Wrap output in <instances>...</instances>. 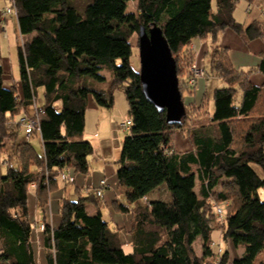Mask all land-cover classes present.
I'll return each instance as SVG.
<instances>
[{
  "label": "trees",
  "instance_id": "obj_1",
  "mask_svg": "<svg viewBox=\"0 0 264 264\" xmlns=\"http://www.w3.org/2000/svg\"><path fill=\"white\" fill-rule=\"evenodd\" d=\"M79 1L12 0L22 37L17 46L21 94L6 85L0 55V156L6 164L0 171V264H37L30 195L44 213L52 188L65 181L64 171L90 174L94 147L83 139L90 96L98 106L112 108L118 87H124L132 125L116 171L122 197L114 205L133 216L131 251L119 228L104 219L105 203L98 202L96 192L83 195L76 186V200H59L57 226L44 217L47 264H208L215 256L211 264H264L259 259L264 252L259 192L264 189V112H259L264 83L250 78L253 71L264 75V53L252 71H243L233 65L229 48L214 46L209 73L226 85L214 90L212 113L203 109L205 102L191 103L179 123H169L167 112L145 97L131 62L132 37L157 24L176 60L180 90L191 92L194 87L180 76L196 61L190 48L195 38L216 39L230 29L248 42L263 37V23L239 22L234 16L239 0ZM130 1H135L133 10H128ZM40 87L45 102L36 107L39 125L29 134L39 135V152L30 139L20 141V134L27 119L22 114L35 108ZM203 113L210 122L197 119L201 123L193 125ZM179 131L191 150L175 149ZM162 184L170 198L150 199ZM87 203L96 213L88 212ZM217 229L226 245L220 253L211 246ZM197 240L202 255L195 251Z\"/></svg>",
  "mask_w": 264,
  "mask_h": 264
},
{
  "label": "rangeland",
  "instance_id": "obj_2",
  "mask_svg": "<svg viewBox=\"0 0 264 264\" xmlns=\"http://www.w3.org/2000/svg\"><path fill=\"white\" fill-rule=\"evenodd\" d=\"M84 1H79L80 4H82ZM12 5V0H0V9H3L4 7H10ZM246 6L247 3L245 0H239L236 8H235V17L241 21H244V16L246 15ZM136 8L135 1H130L128 4V10H133ZM4 10V9H3ZM7 19L9 21L8 27L6 28V33L4 31H0V55L1 58L7 66V77L8 80L11 79L15 81H19L20 79V67H19V60H18V53H17V46L19 43H22V37L20 36V33L18 31L17 21L14 14L7 15ZM139 35L135 34L132 37V44H133V56L131 58L132 65L135 69L140 70V55H139ZM204 62L206 67V77L207 79V100L208 103H205V107L203 109L209 110L211 113L214 111L215 103L213 98V91L215 88H219L222 86H225V82L221 78L213 77L211 74H209V63H210V56L205 55L204 56ZM8 62V64H7ZM198 67H201V65L197 64ZM105 75L107 76V81L104 84V87H108L110 84L111 75L109 72H106ZM180 78L182 80L187 81L189 78L188 73H183ZM197 85V84H196ZM188 91L186 90L184 95L185 97L188 95ZM93 96H90V101L93 100ZM41 101V98L38 100L36 106L38 107L39 103ZM57 106H60V104H57ZM259 112H264V103H261L259 107ZM26 118H33L37 117V109L32 107L24 114ZM130 118L129 116V103L124 91V87H118L114 90V105L112 108H88L86 111V126H85V132L83 139L89 140L92 142V145L94 147V152L89 156V163H90V174L91 176L99 177L102 174H106L105 169L106 167H111L114 170L118 167V160L120 159L121 152H122V144L125 139V137L130 133V129H125L121 126V123L127 121ZM19 119V118H17ZM197 119H203V122L209 123L210 119L207 116V114L203 113L200 114L195 118V121L193 125L199 122ZM30 139L33 145L36 147V149L40 152L42 151V143L39 135H35L30 138L29 134H26L25 127L22 126L21 134H20V141H24ZM2 157L0 156V161H2ZM1 170L4 171L3 163L0 164ZM257 171L262 175V168L260 166H256ZM68 189L72 191V195H67L66 197H69L72 200H76V196L73 195L74 191V183L67 184ZM198 187V185H197ZM57 190V186L52 188L51 192ZM95 191V189L91 187V189ZM105 190V189H104ZM87 189L82 190V194L86 195L88 194ZM51 192L49 194V202L51 199ZM117 192H119V197L121 198V189L119 188V185L117 186ZM260 196L261 198H264V189H260ZM117 196V195H116ZM117 196V199H119ZM150 199H169L170 193L168 192L166 184H162L158 189H156L154 192L149 194ZM61 199V198H60ZM59 199V200H60ZM101 199V200H100ZM98 202H104V197H100ZM59 200L57 202L58 209H59ZM48 202V204H49ZM148 198L144 199V203L148 204ZM36 200L35 196L33 194L30 195V201H29V207H30V219L34 222L35 232L33 236V249L35 252L36 257V263L37 264H47L46 255L47 250L44 246V233L43 230H41V225L44 224V220L47 215H45V211L48 210V205L45 208L44 213L42 210L37 209L35 207ZM113 206L115 208L114 202ZM116 209V208H115ZM87 210L90 214L96 213V208L93 206V204L87 203ZM103 211V217L106 221H109V224L114 229L117 227L119 228L120 238L122 243H127V241L131 242L132 236H131V230H132V219L133 216L129 212H122L120 213L129 215L131 217L128 221L126 218L120 219L118 221V225L115 226L114 224H111V220L109 219L108 212L106 208L102 207ZM59 215V210H58ZM60 217V215H59ZM216 223H219L217 219L214 220V225H217ZM218 227L220 225H217ZM213 238L214 241H212L211 246L212 249L216 252H224L226 245L222 240L220 230L217 229L213 232ZM219 247V249H218ZM125 249L129 252L131 251L130 246H126ZM221 249V250H220ZM219 250V251H218ZM195 251L198 255H202V244L201 240H197L195 243ZM242 249L238 250V253H242ZM217 257H213L210 259L208 264H211L213 261H215ZM260 260H264V252L259 257Z\"/></svg>",
  "mask_w": 264,
  "mask_h": 264
},
{
  "label": "crops",
  "instance_id": "obj_3",
  "mask_svg": "<svg viewBox=\"0 0 264 264\" xmlns=\"http://www.w3.org/2000/svg\"><path fill=\"white\" fill-rule=\"evenodd\" d=\"M245 1L247 3L246 15L244 16V21H241V23H243L245 26H248L250 23L254 21H258V22L263 23V26H264V0H254L252 2H248L247 0ZM3 9H0V22L4 23L7 28L9 21L7 19V16L3 15ZM234 16H235V12H234ZM15 17H16L17 26H18V18L17 16ZM238 21L240 22V20ZM18 31H19V27H18ZM217 45L225 46L229 48V54H230L232 63L237 69L243 70V71H252L259 64L261 60V56L264 53V35L263 37L259 39L246 42L242 36L234 32L233 30L227 29V30H224L223 32H220L216 39L212 37H208L205 39L197 37L193 40V42L190 45V48L196 52L195 63L201 65V67H203L205 70L206 67H205V62L203 60L204 56L205 55L210 56L209 53L211 52L212 48ZM1 62L7 74L8 69H7L6 64H4L2 58H1ZM211 75L213 77L220 78L219 76L215 74H211ZM6 77L7 75L5 76L6 85L8 86L15 85L18 89L19 94H21L20 82L19 81L14 82L13 80L11 81V79L8 80V78L6 79ZM250 78H251V81L255 84L261 85L264 83V75L258 71L257 72L253 71L250 75ZM207 79L208 78L206 77V70H205L204 75L197 80V85L191 89V92L188 91L189 94L186 97L183 94V100L186 106L190 105L191 103H196L197 105L202 102L208 103ZM213 96H214V91H213ZM40 98H41V101L38 105L39 107L42 106L45 102L43 87H40L38 89V100ZM204 99H206V101H203ZM99 107L100 106L97 105L94 99L91 101L89 100L88 108H99ZM174 146L178 152H186L192 149V144L190 140L180 131L175 134ZM4 157L5 156H2V159H4ZM1 163H3L4 170H5L6 164L3 162V160L0 161V164ZM0 171L4 172L3 169L1 170V166H0ZM116 171L117 169L114 170L111 167H106L105 169L106 174H102L99 177H95V178L91 175H81V174L75 175L73 171H70V174H72L75 177V181L73 182L75 187L78 186L81 189V191L84 189L89 190L88 187H92V189L94 188L96 191V188L99 187L100 181L102 179L107 180L108 185L103 192V197L105 198L104 199L105 204L103 208H106L108 215H109V219L111 220V224H114L115 226L118 225V221H120V219L126 218V220L128 221L131 218L129 217L130 214L126 215V214L120 213L113 206V202L117 199V196L119 197V192H117L118 180L116 176ZM67 184L68 182L59 181L57 190L51 192V195H50L51 199L48 204L49 208L47 211H45V215H47V221L54 227L57 226L60 222V217L58 215V204H57L58 200L62 198L63 196L66 197L67 195L69 196L72 195V191L68 189ZM73 195L76 196L75 189L73 191ZM101 211H102V208H101ZM102 214H103V211H102ZM124 246L131 247V242L127 241V243H124Z\"/></svg>",
  "mask_w": 264,
  "mask_h": 264
},
{
  "label": "water",
  "instance_id": "obj_4",
  "mask_svg": "<svg viewBox=\"0 0 264 264\" xmlns=\"http://www.w3.org/2000/svg\"><path fill=\"white\" fill-rule=\"evenodd\" d=\"M139 74L145 97L161 112L166 111L169 123H179L186 113L179 86L176 60L163 30L157 24L139 31Z\"/></svg>",
  "mask_w": 264,
  "mask_h": 264
},
{
  "label": "built area",
  "instance_id": "obj_5",
  "mask_svg": "<svg viewBox=\"0 0 264 264\" xmlns=\"http://www.w3.org/2000/svg\"><path fill=\"white\" fill-rule=\"evenodd\" d=\"M9 14H14L15 16H17V11L16 8L14 7V4L12 3V5L10 7H6L3 10V15L7 16ZM0 29L1 31H4L6 33V25L2 22H0ZM205 73V70L203 67H198V65L196 63H194L191 68H190V73H189V78L187 80V85L189 87H195L197 84V80L202 77ZM37 106L35 105V108ZM24 127H25V131L27 134H30L34 129L38 128L39 122H38V118L36 117H31V118H27L24 121ZM132 125V120L131 118H129L127 121L121 123V126L124 127L125 129H130ZM61 178L65 181H68L70 183H73L75 181V177L70 174V171H64L61 174ZM108 183L106 179H102L100 181L99 187L96 188V194L98 197H102L103 196V192L104 189L107 187ZM217 213L219 214V216H222L223 214V208L222 207H218L217 208ZM44 229V225H41V230Z\"/></svg>",
  "mask_w": 264,
  "mask_h": 264
}]
</instances>
